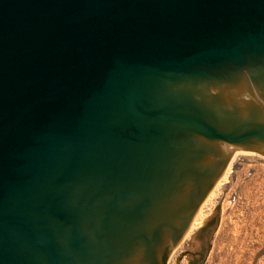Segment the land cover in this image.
Listing matches in <instances>:
<instances>
[{"label":"water","instance_id":"obj_1","mask_svg":"<svg viewBox=\"0 0 264 264\" xmlns=\"http://www.w3.org/2000/svg\"><path fill=\"white\" fill-rule=\"evenodd\" d=\"M236 148L264 0H0V264H168Z\"/></svg>","mask_w":264,"mask_h":264},{"label":"rangeland","instance_id":"obj_2","mask_svg":"<svg viewBox=\"0 0 264 264\" xmlns=\"http://www.w3.org/2000/svg\"><path fill=\"white\" fill-rule=\"evenodd\" d=\"M206 221L215 215L201 246L196 234L168 255V264H264V156L239 154L217 189Z\"/></svg>","mask_w":264,"mask_h":264},{"label":"bare ground","instance_id":"obj_3","mask_svg":"<svg viewBox=\"0 0 264 264\" xmlns=\"http://www.w3.org/2000/svg\"><path fill=\"white\" fill-rule=\"evenodd\" d=\"M243 153H249V154H254L256 152L250 151V152H246L244 150H241L239 148H236L234 150L232 159L229 163V165L227 166V168L225 169L223 175L218 179V181L216 182L215 186L213 187V189L210 191V193L208 194V196L205 198V200L203 201V203L201 204V206L199 207V209L197 210V212L195 213L189 228L187 229L186 233L184 234L182 240H185L186 238L191 237L192 233L199 228L201 225L204 224V222L206 221V218L208 216V210L205 209V205L211 204V200L214 198V196L217 193V189L220 187V185L226 180L227 174L230 170L232 161L239 155V154H243ZM181 240V241H182ZM181 243V242H180ZM179 243V244H180ZM178 246V245H177Z\"/></svg>","mask_w":264,"mask_h":264},{"label":"flooded vegetation","instance_id":"obj_4","mask_svg":"<svg viewBox=\"0 0 264 264\" xmlns=\"http://www.w3.org/2000/svg\"><path fill=\"white\" fill-rule=\"evenodd\" d=\"M213 221L211 223H205V226L202 227L199 232L196 234V239L198 240V242L200 243L201 246L205 245V239L207 236L208 231L210 230V228L215 224V215L213 217ZM197 261H192L191 264H197Z\"/></svg>","mask_w":264,"mask_h":264},{"label":"trees","instance_id":"obj_5","mask_svg":"<svg viewBox=\"0 0 264 264\" xmlns=\"http://www.w3.org/2000/svg\"><path fill=\"white\" fill-rule=\"evenodd\" d=\"M166 259V258H165Z\"/></svg>","mask_w":264,"mask_h":264}]
</instances>
